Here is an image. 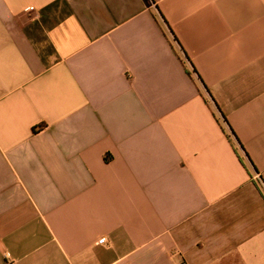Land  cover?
I'll list each match as a JSON object with an SVG mask.
<instances>
[{
    "label": "crops",
    "instance_id": "crops-1",
    "mask_svg": "<svg viewBox=\"0 0 264 264\" xmlns=\"http://www.w3.org/2000/svg\"><path fill=\"white\" fill-rule=\"evenodd\" d=\"M0 264H264V0H0Z\"/></svg>",
    "mask_w": 264,
    "mask_h": 264
},
{
    "label": "built area",
    "instance_id": "built-area-1",
    "mask_svg": "<svg viewBox=\"0 0 264 264\" xmlns=\"http://www.w3.org/2000/svg\"><path fill=\"white\" fill-rule=\"evenodd\" d=\"M105 240H106V239H105V238H103V239H101V240H100V242H102V243H103V242H105Z\"/></svg>",
    "mask_w": 264,
    "mask_h": 264
}]
</instances>
